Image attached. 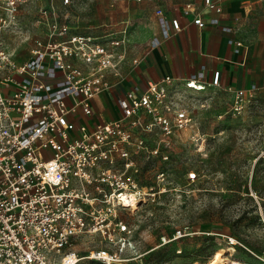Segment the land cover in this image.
<instances>
[{"label": "built area", "instance_id": "built-area-1", "mask_svg": "<svg viewBox=\"0 0 264 264\" xmlns=\"http://www.w3.org/2000/svg\"><path fill=\"white\" fill-rule=\"evenodd\" d=\"M75 1L61 0V8L50 0L39 8L37 22L46 31L30 58L18 61L0 50V264H64L71 254L78 264L81 256L66 251L76 236L101 233L113 240L128 232L117 210L126 208L123 194L140 195L129 173L130 153L143 143L138 130L159 125L169 137L176 128H191L185 89L223 88L239 109L258 89L223 86L219 71L208 79L203 68L187 78L150 81L141 93L130 90L117 98L118 117L94 119V98L122 81L129 22L73 32L67 8ZM205 4L222 12L214 0ZM156 14L162 37L181 29L179 18H168L160 7ZM194 23L204 26L199 14ZM160 43L155 37L150 45Z\"/></svg>", "mask_w": 264, "mask_h": 264}, {"label": "rangeland", "instance_id": "rangeland-1", "mask_svg": "<svg viewBox=\"0 0 264 264\" xmlns=\"http://www.w3.org/2000/svg\"><path fill=\"white\" fill-rule=\"evenodd\" d=\"M10 1L0 4V50L23 61L45 35L37 16L50 0H15L16 9ZM199 2L76 0L70 19L81 34L111 19H127L131 48L142 54L155 32L156 6L174 11ZM242 6L227 14L236 18V35L251 50L252 68L262 75L264 0H253L250 10ZM185 91L191 128H176L169 137L159 125L138 130L143 143L138 153H130L134 165L129 173L140 201L138 208L117 210L128 232L113 240L101 233L76 236L66 251L81 256L78 264H209L220 248L226 261L264 264V88L248 96L240 109L233 93L223 88ZM102 250L111 256L90 257Z\"/></svg>", "mask_w": 264, "mask_h": 264}, {"label": "crops", "instance_id": "crops-1", "mask_svg": "<svg viewBox=\"0 0 264 264\" xmlns=\"http://www.w3.org/2000/svg\"><path fill=\"white\" fill-rule=\"evenodd\" d=\"M214 1L222 7V12H217L214 8L208 7L204 0L203 3L199 2V5L187 3L174 11L168 10L166 7L156 6L155 32L149 40L147 49L142 54L135 52L131 48L130 39L129 58L122 68V81L114 89L104 91L94 98V119H98L99 116L107 119L118 117L120 109L117 98L125 95L130 90L141 93L150 81H157L166 75L187 78L197 74L203 68L205 77L208 79L213 72L219 71L223 86L230 84L236 88L250 89L253 85H256L258 89L264 88V65L262 75H259L256 69L252 68L251 63L248 61L251 50L245 45L244 40L236 35V18L227 14L228 11L234 12L235 9L241 8L242 4L245 10L247 8L250 10L253 0H236L238 4L236 2L232 5L228 4V0ZM135 2L141 4L143 0H135ZM56 3L61 8L63 7L61 0L60 3ZM189 5L191 10H189ZM159 7L163 9L168 18H179L181 22V29L173 32L168 38L162 37L161 34L156 14ZM67 9H69V22L74 32L76 26L72 24L70 19L74 6ZM198 14L204 22L203 27L194 23V19L198 17ZM214 18H218L219 21L212 23L211 21ZM123 21L128 20L115 21L111 19L101 24L99 30L91 32H100L108 28V24H118ZM155 37L161 38V43L158 46L151 47L150 43ZM236 41H241L243 45L238 47ZM133 59H137V62L133 63ZM260 80L261 82H259ZM94 119H91V121Z\"/></svg>", "mask_w": 264, "mask_h": 264}, {"label": "bare ground", "instance_id": "bare-ground-1", "mask_svg": "<svg viewBox=\"0 0 264 264\" xmlns=\"http://www.w3.org/2000/svg\"><path fill=\"white\" fill-rule=\"evenodd\" d=\"M138 198L139 197L136 196L133 192L130 195L123 194L124 206L126 208H133V209L138 208V204L140 201V199L138 200ZM233 242H235V241H233ZM224 254H225V250L223 248L217 249L215 251V253L213 254L214 257L210 261L209 264H248L246 262H240L237 260H227L226 261ZM92 256L97 257V258H109L111 255L106 250H102L99 254H98V252H93ZM75 259H76V256L71 254L65 258L64 264H73ZM188 264H201V263L192 262V263H188Z\"/></svg>", "mask_w": 264, "mask_h": 264}]
</instances>
